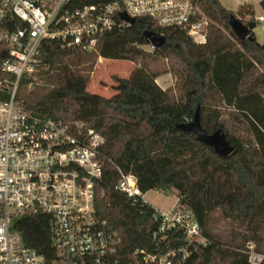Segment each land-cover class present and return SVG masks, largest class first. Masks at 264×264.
Returning a JSON list of instances; mask_svg holds the SVG:
<instances>
[{
  "label": "trees",
  "instance_id": "trees-1",
  "mask_svg": "<svg viewBox=\"0 0 264 264\" xmlns=\"http://www.w3.org/2000/svg\"><path fill=\"white\" fill-rule=\"evenodd\" d=\"M118 1L73 0L72 8ZM194 2L208 20L203 45L151 20L102 34L91 52L45 41L40 53L48 69L31 87L23 82L19 88L18 100L32 115L83 123L104 138L95 212L116 236L119 264H146L137 251L166 255L186 245L181 232L158 236L156 209L120 192V173L134 176L143 195L175 193L177 205L194 215L207 245L189 247L184 264H249V245L264 255V51L254 33L240 41L229 25L236 15L256 23L255 12L251 5L235 15L219 0ZM260 7L264 12V0ZM146 32L166 43L146 51ZM100 58L137 66L128 79H115L110 98L88 91ZM165 74L176 80L174 89L157 84ZM197 110L208 134L220 129L226 135L234 147L229 157L178 129ZM52 228L50 216L36 214L21 217L12 230L49 264L56 260Z\"/></svg>",
  "mask_w": 264,
  "mask_h": 264
},
{
  "label": "built area",
  "instance_id": "built-area-1",
  "mask_svg": "<svg viewBox=\"0 0 264 264\" xmlns=\"http://www.w3.org/2000/svg\"><path fill=\"white\" fill-rule=\"evenodd\" d=\"M72 2L0 0V264H48L12 230L18 219L36 214L50 216L53 223L56 260L49 264H119L116 236L95 212L104 138L83 123L34 116L18 100L21 84L31 87L36 75L48 69L41 60L43 43L91 52L99 36L130 26L121 14L186 31L196 44L206 43L207 18L194 0H123L82 10L73 9ZM120 174L118 190L144 201L136 178ZM156 212L158 236L181 232L186 245L166 255L137 251L146 264H184L189 247L196 251L207 245L186 208L176 204ZM245 253L249 264L264 262L252 245Z\"/></svg>",
  "mask_w": 264,
  "mask_h": 264
},
{
  "label": "rangeland",
  "instance_id": "rangeland-1",
  "mask_svg": "<svg viewBox=\"0 0 264 264\" xmlns=\"http://www.w3.org/2000/svg\"><path fill=\"white\" fill-rule=\"evenodd\" d=\"M261 1L262 0H219L224 8L233 11L235 15L239 10L240 5L250 4L256 11L257 17L264 16L259 5ZM238 19L240 20V18ZM245 19L249 21L248 18ZM253 33L257 42L261 46H264V23L256 21V28L254 29ZM145 50L149 52L152 51V49L148 47L145 48ZM136 68L137 66L135 64L126 61L106 62L104 60L100 61L99 59L93 73L91 74V80L88 88L89 93L110 98L115 94L114 87L117 85L115 79H128ZM157 84L163 90L174 89L176 80L171 75L165 74L157 79ZM144 200L151 205H154L156 209L168 212L176 206L177 195L175 193L166 194L151 191L144 195ZM252 247L255 249L254 245H252Z\"/></svg>",
  "mask_w": 264,
  "mask_h": 264
},
{
  "label": "water",
  "instance_id": "water-1",
  "mask_svg": "<svg viewBox=\"0 0 264 264\" xmlns=\"http://www.w3.org/2000/svg\"><path fill=\"white\" fill-rule=\"evenodd\" d=\"M120 18L133 26L136 24V21L130 19L127 15L121 14ZM232 31L235 36L240 40L244 41L251 37L254 29L256 28V23L248 22L243 23L236 17H231L229 21ZM147 39L148 45L153 49H159L166 43V39L154 32H146L144 34ZM264 51V46H262ZM179 130L187 133H192L196 136L197 141L211 147L214 152L224 158L229 157L234 152V147L227 140L226 135L219 129L213 134H208L201 126L199 110L196 111V114L191 122L188 124L178 127Z\"/></svg>",
  "mask_w": 264,
  "mask_h": 264
},
{
  "label": "crops",
  "instance_id": "crops-1",
  "mask_svg": "<svg viewBox=\"0 0 264 264\" xmlns=\"http://www.w3.org/2000/svg\"><path fill=\"white\" fill-rule=\"evenodd\" d=\"M247 5H250V4H244V5H240L239 6V9L241 8V7H244V6H247ZM260 5V4H259ZM252 6V5H251ZM228 10V9H227ZM262 10V9H261ZM254 12H255V18H256V21H259V22H261L260 21V18H264V16H260V17H257V13H256V11L254 10ZM262 13L264 14V12L262 11ZM264 23V22H263ZM106 61V62H108L109 60H105V59H100V61ZM145 201V200H144ZM146 202V201H145ZM146 203H148V202H146ZM148 204H150V203H148ZM151 205V204H150ZM152 207H154V205H151ZM155 208V207H154ZM156 209V208H155Z\"/></svg>",
  "mask_w": 264,
  "mask_h": 264
}]
</instances>
